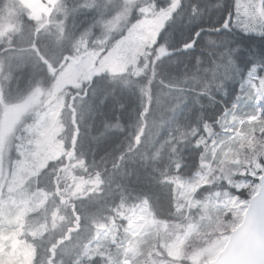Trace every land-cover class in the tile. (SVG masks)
Masks as SVG:
<instances>
[{"label":"trees","instance_id":"16d2710c","mask_svg":"<svg viewBox=\"0 0 264 264\" xmlns=\"http://www.w3.org/2000/svg\"><path fill=\"white\" fill-rule=\"evenodd\" d=\"M62 1L69 10L75 8L70 16L68 27L62 26L57 21L59 19L55 17L54 9L50 14L48 27L47 25H40L38 28L27 18L26 13L19 14L17 12V16L30 31L31 37L30 41L24 45H17L14 42L12 44H0L1 86H3L1 82L6 83L8 81L9 75L15 77V71L28 70L27 74H32V67L35 65H38V73L35 72L38 76V85L44 86L51 78L48 68H45V62L50 63V57L47 54V50L51 47L50 40H54L56 34L69 36L76 40L83 34L85 27L99 21L95 14L79 8L80 0L77 2L75 0ZM249 1L139 0L132 4L131 12L127 13L123 19L117 16L111 20L119 24L118 28L123 30L140 19L137 16L140 10L137 9L148 7L149 4L156 11L171 8L157 34L154 49L147 56V64L144 65L143 58L138 62L139 75L135 76L132 68L119 75H111L104 71L100 77L93 78L92 81L86 83L82 91L77 92L69 89L73 96L68 94L65 111H69L72 101L75 113L71 114L74 116L72 120L68 119L70 128L64 130L65 143L63 146L67 150H73L74 156L83 162L86 168L85 174L83 173L84 169L75 170V174L87 179L93 175H98L102 179L98 192H101L102 189H109L113 195H105L111 206H104L102 202L89 203L88 198L78 199L76 202L66 200L65 209L58 211V215H64L67 218L71 216L76 219H86L87 216L92 215L107 221L108 218L118 216L117 207L120 203L126 204L133 200L136 203H147L155 219L175 218L177 197L174 179L182 181L187 176L186 172L188 171L184 165L186 163L189 166L193 165L197 158L193 146L186 143L185 139L192 138L193 141L200 136V133L193 129L196 123L175 125L177 116L182 117L184 115L183 110H178V104L181 100L180 93L184 88L186 78L190 77L188 79L189 84L195 85L197 81L203 79L196 78V80L194 76L209 75L217 85L218 109L211 111L212 117L209 115L210 118L207 120L214 124L225 112L221 102L230 108L235 100L242 97L236 88L239 82L231 85L230 77L232 75L239 76V80H243L244 77L251 74L259 77L264 76V0H254L256 21L245 19L244 14ZM12 3L13 0H0L1 16L9 14V6ZM259 6L263 16L257 13ZM236 13H242L245 19V24L237 28L233 26ZM256 28L260 30L259 34H253ZM106 29H109L106 24L96 28L94 32L88 34L89 41L103 37L104 33L101 31ZM248 31L252 32L248 33ZM111 35L110 40L112 39V42L120 37L117 32L111 33ZM3 37V29L0 28V39L2 40ZM95 41L91 42V47ZM7 47L12 48L7 49ZM158 48L165 50L166 55L164 57L159 58L156 53ZM9 56H11L9 65L11 70L7 72V58ZM59 65V67H53L54 72L51 74L59 71L61 64ZM15 68L16 70H14ZM29 75L26 77L32 79V76ZM23 81L28 82L26 79ZM231 86H234L235 89H232ZM196 89V87H189V90L192 91ZM161 96L164 97L163 101L160 100ZM84 98H90V102L87 104L92 106L93 112L89 121L85 117L84 122H81L76 106L79 101H84ZM205 101L210 103L211 99L208 98ZM174 103L176 105L172 107L171 113L174 115L175 123L174 126H170L171 118H165V112ZM87 106H84L83 110H86ZM158 108L163 109L162 113H156ZM245 109H249V107L245 105ZM248 115L252 114L246 113L243 117ZM205 116H207L206 113ZM65 117L66 119L69 118L66 115ZM151 117H154V122H156L155 148L152 147L154 143L150 140L147 142L143 138L144 132L150 127ZM261 122L264 123V117ZM169 129H171L170 132H168ZM72 132H75L76 136L71 138L70 142L66 136L71 135L72 137ZM189 132L193 133L189 135ZM137 134L142 138L139 145L135 142V140L137 141ZM169 134L172 147L170 146L169 155L162 158L168 152L162 148V144L165 140L168 141ZM174 147H176L175 151H173ZM184 149L190 155L184 153ZM153 151L156 154L155 160L152 157ZM11 158L10 156L6 159L4 167H1L0 181L4 185L0 186V190L5 189L9 179ZM65 164L66 157L50 160L38 173L27 178L22 188L28 189L29 197L37 196L38 192L44 191L58 200L59 193L55 191V189L61 188V183L58 182L60 177L58 173L63 172L62 166ZM257 189V178L251 179L249 191L247 189L242 190L241 187L237 186L232 189L229 186L226 188L225 185L214 184L210 188L201 187L194 195L190 194L187 201L190 199L197 200L199 212L208 216L203 221L204 227L210 231L219 226L218 217L215 214L216 210L213 209V213L210 214L206 212V209L211 207L210 203L215 202V197L234 196V205L229 210L233 209L235 221L225 224L227 227L226 236H228L243 219V212H236L239 210V203L235 205V202L241 201L244 197L248 200L256 193ZM216 190L224 195L212 193ZM80 200L86 203L85 206ZM8 201H11L10 198L5 202ZM28 201L29 199L26 200L25 204ZM11 203L13 202L11 201ZM2 205L0 204V210ZM200 205L202 208L198 207ZM49 207L56 208L53 200L47 202L44 209L39 207L37 210L25 212L27 226L33 227L34 231L38 228L42 231L38 238L29 239L33 249V264H47L46 258L49 252L51 253L52 249L50 250V248L55 243L54 239L45 242L53 226L51 217L42 218L37 223L30 222L31 219L44 214ZM231 212L222 210L225 217L223 221L229 220L227 215ZM183 216L184 210L181 212L180 218ZM225 226L223 227L226 229ZM68 228L69 226L66 227V230ZM80 233L76 232V236ZM67 234L66 232L65 235Z\"/></svg>","mask_w":264,"mask_h":264},{"label":"rangeland","instance_id":"374dc122","mask_svg":"<svg viewBox=\"0 0 264 264\" xmlns=\"http://www.w3.org/2000/svg\"><path fill=\"white\" fill-rule=\"evenodd\" d=\"M76 2L78 0H75ZM139 0H80L81 5L79 8L95 14L99 21L95 24L89 25L83 29V34L76 40L69 36H61L56 34L54 40L51 39V47L47 50V54L50 57V64L46 61L45 64L48 68L49 73L54 72V66H60L57 77L56 87L52 90H47L44 86L38 85V65L32 67L33 73L27 74V71H15V77L10 76V79L6 83L0 85V103L4 109L5 101H16L21 97L28 89H33L32 94L28 96L23 103H9L13 105H7L3 113L0 114V170L4 167L5 160L10 156L11 158V173L9 179L5 185V189L0 190V204H3L0 210V264H33L32 252L33 249L30 246L29 239L38 238L42 232L40 228L34 231L33 227H28L25 220V212L32 211L34 209H44L47 202L53 200L56 208H47L44 214L31 219V223H37L42 218L51 217L53 226L50 231L49 237L45 242H49L54 239L55 243L62 239L61 248H59L57 257L61 256L63 262H66L69 257H72L73 252L78 250L83 237L88 232L85 230L86 220H102L96 216H87V218H79L77 222L75 217L67 218L64 215H58L57 212L65 209V201L76 202L78 199H89V203L102 202L104 206H111L107 202L105 195L112 196V191L109 189H102L98 192L101 187L102 179L98 175H93L89 179L81 178L75 174V170L84 169L83 173H86V168L83 162L77 160L74 156L73 150H67L63 144L65 143L64 134L66 128H70L68 121L72 120L74 116V107L72 101L70 102L69 111H65L66 102L68 100V94L72 95L69 89L77 92L82 91L85 84L92 81L93 78L100 77L101 73L107 71L111 75H119L127 72L129 68H132L135 76L139 75L138 62L143 58L144 65L147 64V56L154 49L158 32L161 30L164 21L166 20L167 13L170 12L171 8L163 11H156L155 8L150 4L148 7L140 10L137 13L139 20L133 23L130 27L125 29L118 28L119 24L112 22L111 20L117 16L124 18L127 13L131 12L130 6L132 3ZM243 4V2H241ZM242 6V5H241ZM255 1L250 0L248 7L245 11V19L255 20ZM9 14L0 15V28L3 29L4 37L1 43L12 44L13 42L17 45H24L30 41L31 33L28 28L22 23L19 14L26 13L27 18L32 21V24L38 28L40 25L48 27L50 14L52 9L57 20L62 26L68 27L70 23V16L74 9L69 10L65 3L60 0H13V3L9 6ZM257 13L263 16L261 7L257 9ZM110 17L105 19V17ZM241 19V20H240ZM242 13H236V18L233 22L234 27H238L245 24V20ZM106 24L109 29L101 31L104 33L103 37H99L89 41V33L95 31L96 28ZM59 31V30H58ZM57 31V32H58ZM119 33L120 37L112 42L111 33ZM252 31H248L251 33ZM260 33L259 29H255L253 34ZM96 40V41H95ZM110 40V41H109ZM93 45L91 47V42ZM12 48V47H7ZM69 48L72 50V55L65 56V51ZM16 49V48H15ZM17 50V49H16ZM156 53L162 57L166 55L165 50L160 48L156 49ZM64 55L62 58L61 56ZM38 57V56H37ZM10 58H7V72L10 68ZM20 68V67H18ZM16 70V68L14 69ZM36 72V73H35ZM27 75L32 76V79L26 77ZM26 79L28 82H24ZM58 96H63V99L57 101ZM91 98V97H90ZM90 98H84V101L77 103L76 109L79 113V120L84 122L85 117L88 121L92 117L93 108L87 102H90ZM161 101L164 97L161 96ZM170 104V101H169ZM86 110L83 107L86 106ZM166 109L165 118L173 117L171 113L172 107ZM179 109L180 105L178 104ZM82 109V110H81ZM161 108L156 110V113H162ZM66 116L69 118L66 119ZM185 119H192L195 114L189 113L185 115ZM27 119V120H26ZM252 118L251 120H253ZM30 120V122H28ZM150 127L144 132L143 138L148 142L149 140L154 143L153 148L156 147L157 132L155 130L156 122L154 117L150 118ZM189 124L184 122L183 125ZM193 132H189V135ZM76 136L75 132H72V137L66 136L71 142V138ZM136 144L139 145L142 138L136 135ZM168 141L162 144V148L168 150V152L162 157H167L170 152V134L167 137ZM239 139H235L229 143H223L218 145V140L213 137L209 141H202L201 151L198 156V164L196 167L197 173L188 178L187 180H178L176 183V209L179 212L184 210V215L191 209L189 218L186 224L193 223L195 221L202 222L208 218L207 215L201 214L197 208V200H189L187 198L190 194L195 191V185L197 184L198 177L201 173L208 168V178L212 180L211 183L222 185L225 181L226 174L231 169L230 161L235 157L234 147ZM172 147V146H171ZM176 150L174 147L173 151ZM59 159L66 157V164L62 166L63 172L58 173L59 183L61 188L55 189L59 193V198L56 200L53 195L46 192H38L37 196L29 197L27 188H22L24 182L31 175L36 174L39 170L46 166V164L56 158ZM153 160L156 158V154L153 151ZM228 165V166H227ZM222 174V178H221ZM210 184V183H209ZM4 185L0 181V186ZM42 191V190H41ZM61 194V195H60ZM8 198L11 201L5 202ZM29 199L28 203L25 204L26 200ZM234 196L227 195L223 198L215 197L213 203H210L211 207L206 209V212L213 213V209L216 210L215 214L218 217L219 226L214 230H211V235L199 239L196 243V250L193 252H181L183 259L192 264H207L212 261L220 251L225 247L226 239L228 236H222V233L227 231V227L222 224L223 214L222 210H229L234 205ZM83 205L85 206V202ZM138 203V202H137ZM135 201L118 205V216L116 218H108L105 223L97 224L94 228V233L100 236L103 240L111 241V239L105 238V234L109 233L106 231L105 226L114 225L115 220L121 218L130 219L133 224L142 227L149 217L148 212L142 211L138 207H133L137 204ZM144 203V202H142ZM229 204V205H228ZM238 204V200L235 205ZM246 205V202L243 205ZM146 209L148 207L143 204ZM231 205V206H230ZM126 206V207H125ZM202 208V206H198ZM125 209L126 215L122 213ZM219 210V211H218ZM123 214V215H122ZM150 214V213H149ZM134 215H142L137 217ZM151 215V214H150ZM134 216V217H133ZM145 217V219L143 218ZM137 217V218H136ZM136 218V219H135ZM137 223H136V222ZM204 224V223H203ZM156 223L147 224L138 234L133 233V230L129 231L127 235L120 238L116 242V246L120 248L128 249L129 253H136L142 245L149 246V254H153L154 264H181L171 263L169 259H177L180 255L181 247L183 242L187 238V235L180 234L175 241L170 245L171 257L165 252H161L160 255L155 253V246L157 244L155 227ZM69 228L66 230V227ZM225 226L226 229L223 227ZM75 231H73V228ZM205 228V227H204ZM84 230V231H83ZM195 227L190 228L193 232ZM29 231V232H28ZM73 231V232H70ZM83 231V232H82ZM67 233V235H65ZM76 232H81L76 236ZM145 232L148 233L145 236ZM75 236L74 240H69V235ZM111 234V233H109ZM64 236V237H63ZM163 235H160V247L161 251L163 248ZM147 240V243H141V238ZM70 241H73L67 246ZM53 247L50 248V250ZM126 252V251H124ZM58 259V258H57ZM43 262L45 260H42ZM47 264H54L51 259V253L46 258ZM126 258L123 262L125 263ZM62 264V263H61Z\"/></svg>","mask_w":264,"mask_h":264},{"label":"flooded vegetation","instance_id":"af4514ba","mask_svg":"<svg viewBox=\"0 0 264 264\" xmlns=\"http://www.w3.org/2000/svg\"><path fill=\"white\" fill-rule=\"evenodd\" d=\"M189 78L190 77L186 78L184 82V88L180 93L181 100L179 101V105L181 110L184 111V115L182 117L177 116L175 125L184 123L185 121H189L190 124L196 123V126H194L193 129L197 130L200 133V136L198 139H194L193 141L191 140L192 138L185 139L186 143L193 146L194 154H196L197 158L196 162L193 165L189 166L188 163L184 165V167L187 168L188 171L186 172L187 176H185L183 180H187L195 173H197L196 167L198 164V156L202 148L200 144L202 141H209L213 137H216V139L218 140V146L223 143H229L235 139H239L234 147L235 151L232 152V154L235 153V157H233L230 161L231 169L226 174L227 179L222 183L226 188L227 186H229L234 189L237 186L241 187L242 190L247 189L249 191L251 179H259L264 173V123L261 122L262 118L264 117V76L259 77L255 74H251L247 77H244L243 80H239V76L232 75L230 77L231 85L239 82L236 85V88L238 89V93L242 95V97L241 99L235 100L230 108L226 107L224 102H221L223 104L225 112L224 115L219 118L218 122L214 124H211L207 120L212 117L210 115L211 111H213L214 109H218L219 102L217 85H215L212 77L209 75H201L198 77L194 76L195 79H203L202 81H197V84L195 85L189 84ZM189 87H196L197 89L192 91L189 90ZM231 87L232 89H235L234 86ZM188 92L190 93L188 94ZM208 98L211 99L210 103L205 101ZM245 105H247L249 109H245ZM189 113L195 114V117L192 119H185V115ZM205 113L207 116H205ZM246 113H251L252 115L243 117V115H245ZM173 117H170V126H174L175 122L173 120ZM252 118L254 119L251 120ZM185 133L187 132L185 131ZM184 153L189 154L186 149H184ZM208 172L209 170L208 168H206L205 172L198 177L197 184L195 185L196 189L193 195L201 187L210 188L215 184L211 183L212 180L207 179ZM212 193L220 196L224 195L217 190L213 191ZM245 201L246 197H244V199H242L241 201L238 200L239 205H237L239 207V210H236L237 213H241L243 211V203ZM143 204L144 203H137L133 205V207H138L139 209H142V211L148 212L149 217L146 218H148L149 220L145 219L146 221L142 227L131 223L130 219L126 218L115 220L114 225H104L106 231H109V233H111H106L105 238L111 239V241L103 239L101 240L99 239L101 237L95 235L94 233L95 226L100 223H105L106 221L86 220L85 230L88 232V234L83 237L78 250L73 252L72 257H69L66 262H63L61 256L57 257V252L54 251V264H154L153 262H150L151 260H153V254H149L148 245H142L136 253L132 254L129 253L126 246L125 248L116 246V242L120 238L125 237L129 231L133 230V233L135 235L138 234L147 224L153 223L157 224L155 227L157 240V244L154 250L155 253L157 255H160L161 252H165L169 257L172 258L170 247L171 243L175 241V239L180 234H185L187 235V238L183 242L179 257L177 259H169V261L171 263L178 262L181 264H192L183 259V255H181V252H193L196 250L195 245L197 241L204 236L203 223L195 221L193 223L186 224L187 219L190 216L191 209L186 212L182 218H180L181 212L177 210L175 218L158 220L153 217V212L150 209L149 205L145 204L148 207V209H146ZM124 211L126 210L123 209L122 213L125 215ZM135 216L141 217L142 215ZM227 216H229V220H224L222 224L225 225L234 223L235 213L233 209L232 212ZM222 217L225 219L224 216ZM79 221L80 220H77V222ZM192 227H195V230L193 232L190 231V228ZM75 228L76 227L73 228V231H75ZM225 234L226 232L222 233V236H224ZM160 235H163L162 251L159 242ZM74 238L75 236H72L71 234L68 237L69 240H74ZM72 242L73 241H70L67 246ZM60 245L62 244L59 243L58 246ZM124 258H126L125 263L123 262Z\"/></svg>","mask_w":264,"mask_h":264},{"label":"water","instance_id":"95a60500","mask_svg":"<svg viewBox=\"0 0 264 264\" xmlns=\"http://www.w3.org/2000/svg\"><path fill=\"white\" fill-rule=\"evenodd\" d=\"M209 264H264V174L242 222L231 232L224 249Z\"/></svg>","mask_w":264,"mask_h":264},{"label":"clouds","instance_id":"9594fccd","mask_svg":"<svg viewBox=\"0 0 264 264\" xmlns=\"http://www.w3.org/2000/svg\"><path fill=\"white\" fill-rule=\"evenodd\" d=\"M110 17L106 16L105 19H109ZM72 50L71 48H69L68 52L65 53V56H68V55H72ZM47 66H45L46 68ZM51 78L50 80L44 85V87L47 89V90H52L53 88L56 87V83H57V77H58V73H55V74H50ZM32 91L33 89H28L21 97H19L18 100L16 101H5L4 103L5 104H9V103H23L24 100H26L28 98V96H30L32 94ZM64 97L63 96H58L57 97V101H59V99H63ZM3 109H0V114L3 113ZM148 233L145 232V236H147ZM141 243H147V240H145L143 237L141 238L140 240Z\"/></svg>","mask_w":264,"mask_h":264}]
</instances>
